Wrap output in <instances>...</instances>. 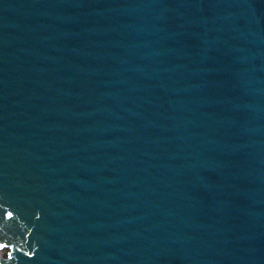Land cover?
I'll return each instance as SVG.
<instances>
[{"label": "water", "instance_id": "95a60500", "mask_svg": "<svg viewBox=\"0 0 264 264\" xmlns=\"http://www.w3.org/2000/svg\"><path fill=\"white\" fill-rule=\"evenodd\" d=\"M0 264H264V0H0Z\"/></svg>", "mask_w": 264, "mask_h": 264}, {"label": "rangeland", "instance_id": "374dc122", "mask_svg": "<svg viewBox=\"0 0 264 264\" xmlns=\"http://www.w3.org/2000/svg\"><path fill=\"white\" fill-rule=\"evenodd\" d=\"M8 251H9V250H8L7 248H3V249H1V250H0V252H2L1 256H2V257L7 256Z\"/></svg>", "mask_w": 264, "mask_h": 264}, {"label": "bare ground", "instance_id": "6f19581e", "mask_svg": "<svg viewBox=\"0 0 264 264\" xmlns=\"http://www.w3.org/2000/svg\"><path fill=\"white\" fill-rule=\"evenodd\" d=\"M2 254V252H0V255Z\"/></svg>", "mask_w": 264, "mask_h": 264}]
</instances>
